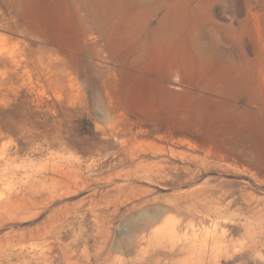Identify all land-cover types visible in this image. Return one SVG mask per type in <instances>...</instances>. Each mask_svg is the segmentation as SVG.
I'll use <instances>...</instances> for the list:
<instances>
[{
    "label": "rangeland",
    "instance_id": "obj_1",
    "mask_svg": "<svg viewBox=\"0 0 264 264\" xmlns=\"http://www.w3.org/2000/svg\"><path fill=\"white\" fill-rule=\"evenodd\" d=\"M53 174L0 264H264V0H0V198Z\"/></svg>",
    "mask_w": 264,
    "mask_h": 264
},
{
    "label": "bare ground",
    "instance_id": "obj_2",
    "mask_svg": "<svg viewBox=\"0 0 264 264\" xmlns=\"http://www.w3.org/2000/svg\"><path fill=\"white\" fill-rule=\"evenodd\" d=\"M60 164V163H59ZM53 167V166H52ZM60 166H57V165H55L54 164V169L52 168L51 169V171L52 170H54L52 173H56V172H58V174L61 172L62 173V177H63V174H64V172H63V170H60V168H59ZM59 168V169H58ZM57 169H58V171H57ZM60 175V174H59ZM48 177V176H47ZM60 178V177H59ZM61 179V178H60ZM49 180H51L50 182H52L51 184H53V183H57V182H59L58 180H57V178H55V176H54V174H53V176H51L50 177V179L49 178H47V179H45V181H44V183H43V185L41 186L40 185V187H37L36 185H32L31 187H29V188H25V189H22V190H19V191H14V192H10V194L8 195V196H5V198L3 197V198H0V211H4L5 213L7 212V211H9L10 212V210L13 208V209H15L14 207H16V208H18V209H27V208H29L30 206H32V205H36L37 203H38V197L40 196V195H42V193H44L45 191H47V190H49V189H52L53 187H52V185H51V187L49 188V187H47L48 185H47V183H48V181ZM41 182V181H40ZM50 182H49V184H50ZM54 184V185H55ZM51 191V192H50ZM48 192V191H47ZM47 192H45V193H47ZM49 193H53L52 192V190H49ZM55 193V192H54ZM53 193V194H54ZM44 196V195H43ZM50 196H51V194H50ZM49 196V203L51 202V201H53V198H54V196H52V197H50ZM55 198H56V196H55ZM54 198V199H55ZM60 198V197H59ZM208 198V197H207ZM41 199V198H40ZM209 199V198H208ZM208 201V200H207ZM40 203V202H39ZM209 204H211V203H209ZM40 205V204H39ZM200 206L202 207V209L203 210H205L206 211V213H208V214H210L209 213V211H210V209H207L206 210V206L203 204V202L200 204ZM213 208V207H212ZM214 210V209H213ZM12 211V210H11ZM60 211V210H59ZM4 212H2V214L4 213ZM55 212V211H54ZM38 214H40V212L39 213H36L35 215H33V216H36V215H38ZM31 217V216H30ZM27 218V217H26ZM52 220V219H51ZM49 222V221H48ZM26 233V232H25ZM31 233V232H30Z\"/></svg>",
    "mask_w": 264,
    "mask_h": 264
}]
</instances>
